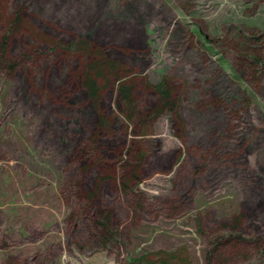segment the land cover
I'll use <instances>...</instances> for the list:
<instances>
[{
	"label": "rangeland",
	"instance_id": "obj_1",
	"mask_svg": "<svg viewBox=\"0 0 264 264\" xmlns=\"http://www.w3.org/2000/svg\"><path fill=\"white\" fill-rule=\"evenodd\" d=\"M3 43L0 264H264V0H0Z\"/></svg>",
	"mask_w": 264,
	"mask_h": 264
},
{
	"label": "trees",
	"instance_id": "obj_2",
	"mask_svg": "<svg viewBox=\"0 0 264 264\" xmlns=\"http://www.w3.org/2000/svg\"><path fill=\"white\" fill-rule=\"evenodd\" d=\"M5 43L1 44L0 45V59L2 60L1 57H4V45ZM80 44L81 43H78V42H75L73 43L72 47L73 48H77V47H80ZM84 46V45H83ZM254 61V66L258 69H262L264 68V60H260L259 57H254L253 58ZM105 67H107V64L106 63H101V66L98 67L99 68V72H97V77L98 76H101L102 73H101V70H105ZM114 66L113 65H110V70H108V73L110 74V78L114 79V80H119L121 82V84L119 85L118 87V91L121 95V102H122V105L125 109H129V110H133L135 111V108L133 106V101L131 100V96H130V88L129 86L127 85L126 82H124V79L121 81V77L118 73H115L114 71ZM112 70V71H111ZM95 77V78H97ZM86 87L90 90V93L91 94H94L95 91L97 90V83H96V80L95 79H92L90 78L89 80H87L86 82ZM151 88L153 89V91L157 94L158 96V101L156 103V107L155 109L153 110L152 113H149L150 117L153 118V117H157L158 115H160L161 113H163L164 111H168V112H175V107H174V100L172 98V95H171V91L169 90L168 86L166 85L165 83V78H161L158 82H156L155 84H152L151 85ZM134 115H130L129 117H127L129 120H131L133 123H135L137 121V123H140V118L141 117H138L136 120L133 119ZM148 117V118H150ZM148 118H145L146 120ZM137 157H133L132 158V163H137ZM124 167V166H123ZM101 225L105 226L106 228V224H104L103 222L101 223ZM108 230L107 228L105 229L104 231V234L107 235ZM169 257V256H168ZM170 258V257H169ZM163 264H169L168 262H166L165 260L162 261ZM130 264H156L155 262L153 261H149L147 260L146 258L144 257H141L137 260H131Z\"/></svg>",
	"mask_w": 264,
	"mask_h": 264
}]
</instances>
